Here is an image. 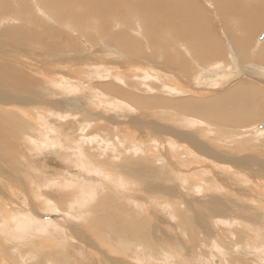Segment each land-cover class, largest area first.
Listing matches in <instances>:
<instances>
[{
    "label": "bare ground",
    "instance_id": "1",
    "mask_svg": "<svg viewBox=\"0 0 264 264\" xmlns=\"http://www.w3.org/2000/svg\"><path fill=\"white\" fill-rule=\"evenodd\" d=\"M6 1H9V2L3 1L2 3H0V10H2V11H0V13L4 12L6 14L7 10L11 7V8H13V11H14L12 15L14 17L19 18L20 19L19 21L25 25H27L25 22L30 21V23H31V21H32L34 23L41 24L44 28L49 29L51 31V29H52L51 26L48 25L44 21V19L41 18V14H42L45 18L49 19L50 21L56 22L57 26H62L63 28L65 27V25L68 22H70L71 27L70 26H67V27H70L74 30L75 33L72 31L74 33V37H76L75 35L78 34L77 32L82 30V33L87 35L86 37H88L89 39H92V36H90L91 32H90V29L88 26L92 27L93 23H96V25L99 28H102L101 23H102L103 19H99V21H98V18H100L99 14L102 13L103 9L96 4H99L100 1L104 2L103 0H80L81 2H79V3H71L72 1L73 2L76 1V0H71V2L67 3V5L66 4L64 5L65 8H64V6L61 5V6L57 7L56 9L47 5L45 3V0H33V1L31 0L33 3V6H28L29 0H19V1L13 0V3H10V0H6ZM46 1L50 5H53L54 3L58 2V0H46ZM130 1H133V0H130ZM197 1L198 0H136L135 2L133 1L134 5L132 7L137 9V11H136L137 19L135 18V20L137 23H139L138 27L135 26L136 28H138V31H139V32L136 31V33L138 32L141 37L143 36V38H145L147 40V44L144 48H140L139 45H141V41L138 38H136L135 40H139L140 41L139 44H136V46H135L132 43L131 37H132L133 32H135V31H132L131 36L126 34V33H122V31L120 29L117 30V34H113V33H106L105 34L107 37V41L114 42L116 45H121L122 47L125 48L124 51L130 52L134 55L136 54L139 56H141V55L147 56L150 59H153V62H154V60L159 61L161 64L168 67L167 68L168 74H170V75H164L162 73L154 71V69L153 70L150 69V66L146 65V61H144L145 62V64H144V62H142V61H136V59H135L136 62H132L131 61L132 59H130V61L132 63L125 65V63L122 62L123 58H120V59H122V61L119 59L120 63H118V64H120L119 66L123 67L122 73L127 75V76H130L129 78H132L133 74L135 73L133 78H134V83L136 85H138V86L141 85L140 81H149V83L153 87L156 84L155 88L158 89L157 94L160 97H158V99L155 98L156 100L152 99V101L148 102V104L151 107L160 108V111L159 112L157 111V112L161 114V117L164 118V122L166 121V123H161L160 119H159L160 121L158 122L157 119H153V118H152V120L145 121L144 118L146 119V117L149 116L150 113H152L149 110H146V114L144 112V116H142V117L137 116V115H135V117H134V116H131L132 114H130L131 117L127 116V115H125L127 113L123 109H129V110L132 109V107L130 105H128V103H126L122 100H118V99H116L110 95L101 93L98 90H93L92 92H90L88 94L87 93L83 94L82 92H80L79 94L76 93V94H78L79 97H82L83 100L85 101V103H86L85 111H87V113H89V114H87L88 116H86V114H85L86 112L84 111L85 112L84 116L80 117L82 122H83V126L85 128L88 127L91 124V122H94L96 120V118H98L100 120L103 119V120L108 121L111 125H115L116 126L115 128H118L117 125H128V123H132L133 125L137 126L136 132H137V137H138L137 139L138 140L136 138H133V140H129L127 142V147H130L132 145V147L129 150H125V152L131 153V155H132V156H128V158L127 157L126 158L120 157L119 160L112 161L113 158L104 159L102 157V155L97 151L95 153H93V155H91L90 150H88L87 154H86L83 151H81L80 149H77L71 155V158H70L71 162H63V161L56 159L57 157H59V156H57V152L59 151V149H61L62 147L63 148L65 147L63 143H65L69 140L68 136L70 135L71 130L73 128V125L75 124V122H73L72 120H74V118L77 117L76 113H78V111H80V110H84V109L78 108V105L74 101H71V99L69 97H67V95L68 96L71 95V90H72L71 85L72 84H70V86H68V88L64 87V89L66 88V90H64V91H61V90L58 91L57 89L54 88L55 91L57 90L58 97H59V98H56V97L55 98L57 100H61L63 98L64 101H62V100L57 101L54 104V106L52 104L53 107L51 106V103L49 104L50 105L49 106V105H46L47 103L46 104L44 103V105L41 104L42 102L39 104L42 106L26 107L25 104H28V105H29V103L35 104L36 102L34 103L33 101L39 100L35 95L34 96L37 98V99L35 98L36 100L32 99V98L30 99L28 96L23 95L24 93L22 94V92L24 90L26 91L30 87V84H32V82L36 79V75H34L35 69L31 71L32 72L31 75H30V73H28V75H25L24 72H26V71L20 70L23 67L25 68V66H26L25 64L23 65V67H17V66H8L7 64H5V62H7V60L3 64L0 63V77H3V79H4V80L0 79V138L5 137V138H7V140L14 138V140L17 141L19 139V135L22 134L21 129L23 128L26 132L25 134H22V137L26 140V142H25L26 146L25 147H27V149H25V150H27L28 153H30V152L32 153V151H35L34 154H29L33 158V161H31L32 159L30 160L31 165H28L27 164L28 162H25V160H22V161H24L23 162L24 164H22V167H21V165L18 164V166L12 165L13 167L11 168L10 163L12 162V164H13L15 161L14 162L11 161L12 155L10 156L9 153H7L5 151L6 147L0 145V236H4L6 238V239L4 238L5 240H7V241H5L6 243H4V244H7V242H9L8 243L9 245L12 244V251L14 250V252H15V255L13 256V257H15V259H14L15 261L13 260L14 262H10L9 261L10 258H8L7 254H5V248L3 246L4 244L2 245V243H0V264H78L77 261L75 260V259H78V257L79 258L80 257L81 258L82 257H89L92 261L89 259L91 262L88 264H129V263H124V262L120 261L118 259V257H114V256L108 254L107 251L100 245L101 243L99 244L97 242L98 240L96 241L95 239L96 238L100 239L102 244L106 245L108 249L117 250V252L119 254H120V248H129L130 246L136 245L137 242H136V240H132L131 234L142 232V230L140 228L145 229V226H146L147 221H148L147 219L149 217L148 215H150V213H149V206L147 205L148 200H145L144 197L138 196L137 194L130 192V189H132V188L134 190H137V189H135V186L131 183V179H129L127 177H130L132 179H135V178L140 179L141 177L138 176L139 175L138 172L145 174V175H147V173H148V176H153L155 174L156 175L158 174V173H156L155 170H152L151 172H146V171H142V170L140 171V169H139V171H136L133 168V166L139 165L141 159H150V161L153 162V164H155V166L158 169H160V177L164 173V167H165L166 172L169 173L171 176V178H169V179L179 181L180 184L186 188V189L185 188L184 189L187 192H188V190L194 191V188L192 185H184L183 183L186 182L188 176L191 179V177L193 175H189V173L191 171L196 172L197 169H200L199 168L200 166H202L203 169H204V166L211 167L210 169L217 168L216 170H213L212 172H211V170L208 171V173H210V172L213 173V174L210 173L211 174L210 176L216 174V177H219L222 180H223V178H225V179L236 178L237 180H240L241 182H245V183H251V182H249L247 177L249 179H251L252 181L260 180V181H255V183H257V184H254L255 186L252 189L246 188L245 185L241 186L237 191V192H239L238 198H231L228 195H226L225 197L223 196V198H221L222 196L219 198H216V197H214L216 195H213L212 197H214V198L212 199V202L211 203L207 202L208 204L210 203V205L208 207L202 208L201 212H199L198 215H201L203 217L205 215L210 216L208 214V212L206 211L207 209H210L211 212L214 211V212L218 213V206H220L218 201H220V200L223 201V203L227 204V205H232V204L241 205L242 200H245L246 205L250 204V207H251L250 209L255 208L252 211V213H254L255 215L259 214V218L264 217V173H263L264 172V163H261V161L258 162V160L254 159V157H252V156L233 155V154L230 155L229 153L232 151L231 149H234V146L232 147L228 143H226V144L224 143L225 145L223 148H225L226 151L225 150H223V151H225V152H223L222 150H215L213 148V146L211 148V146L209 144L211 141L208 143L204 142L205 143L204 144L203 142L198 140L199 137L194 134V133H197L196 125L202 124V123L198 122V120H196L194 118H191L190 116L177 114L171 110V109H173V110L178 111V112L183 111V112L198 116V117L206 120V123H204V124H206L205 125L206 131L209 132V134H214V132L218 133L219 137H216L217 139H214V137L211 138V139H213V141L214 140H215V142L217 141L216 143H218L220 140H222L220 138H222L223 135L230 137L236 131V128H238L237 131L238 130L240 131V129L243 131L246 130L245 126L250 124V122L261 121L264 124V95H263L264 93L262 92V89L259 88V85H257V84L255 85V83H253L252 81L243 80L241 83H239L237 81L239 85L238 84L236 85V83H235L236 86L234 87V84H232L230 87H228V89L223 91V93H221L220 95H217L215 97H209V98L205 97V94H208L207 90L213 89L211 87V85H208L207 87L203 86L204 85V82H203L204 76L207 73V71L211 72V74L213 73L214 74L213 77L215 76L219 80V83L221 80H222L221 82L223 83V81L225 82L226 80H229L230 78L234 77L233 73L231 71H229V70H232L234 68L233 65L231 66L232 67L231 69L226 68V69H229L228 71L226 69H223L219 66L214 65V67L212 66V68H210L208 70L202 69L200 72H197L192 77V79L189 78V76H191L196 71L197 68L201 67L202 64H206L207 62H211L215 58H219L220 60L224 58L223 57V51L220 50L218 41L215 38H212V36L210 34L212 32L209 31V28L212 26H211V24H206V13L204 12L202 7L197 6ZM20 2L23 3L26 7H28V10L30 12L29 15H22V13L17 9L18 7H16V6ZM112 2L114 3L113 5H115V6L120 5V8H121L120 11H122V12L124 11V13L127 15V12H125L126 10H124V6H126V7H130V6L126 5L124 2H114V1H112ZM212 2L216 5V7L219 11V14L221 16V19L223 18L225 20V23H228V22L232 23L233 20H236V21L240 20L241 21L244 18H246V20H244V21H247L248 20V15H247L248 11L247 10H249V9L254 10L253 8H256V6H257V5H253L251 3L246 2V0L245 1L244 0H242V1H240V0H212ZM104 3H106V2H104ZM162 3H164L165 5H163L161 8H157V10H160L158 14L151 10L152 7H158ZM75 5L81 6L82 10L84 9V11L88 14H86L84 11L82 13L75 12V10L73 8ZM88 5H91L92 7L89 8V7H87ZM33 9H37L39 12H41V14L39 13L40 17L33 12ZM79 9H78V11H79ZM114 9H116V8H114ZM260 9H258V10L260 11ZM229 12L231 13V15H236V14L240 13L242 19L238 18V17L237 18L230 17ZM110 13H112V12H110ZM5 14H1V17H3ZM252 14H253V12H252ZM95 15H98V18H93V21H92L91 17L95 16ZM116 15H118V14H115L114 16H116ZM254 16H256V15H254ZM260 16H262V17H259V15L256 17H259L260 20H262L261 18L264 17V14L261 13ZM1 19H0V22H1ZM249 19H251V18H249ZM256 19H258V18H256ZM256 19H255V21L257 22ZM74 20L76 22H79L80 25H78ZM17 21L18 20L16 19V22ZM131 21L133 24V20H131ZM12 23H13V26L6 25L7 24L6 22L3 23L5 26H3V24H2L1 28L3 27V29H1V31H0V36H2L1 38H4V39L6 38V40H8V41H12V44L14 46L18 47L17 50L13 51L15 53L16 57L28 56V53H26V52L28 51V48L32 46V43L34 44L36 42L37 43L43 42L42 39H44V38L39 37L38 35H36L33 32H30L29 29H31V28H29L28 32H26L23 29L21 30L16 25V23L14 24L13 21L11 22V25H12ZM167 23H168V28H167L166 32L164 33L161 31L162 29H164L162 24H167ZM201 23H205L207 25V28L202 27ZM250 23H251V21H250ZM253 23L250 25L252 26ZM262 23L263 22H261V24ZM106 24H107V21L105 22V25L103 28H105ZM143 24H144V26H143ZM25 25H23V26H25ZM250 25H249V23L245 24V22H244V27L247 28ZM256 25H257V23H256ZM7 26H9L10 29H7ZM30 27H31V24H30ZM77 27H79L80 30ZM253 27H255V25ZM133 28H134V26H133ZM240 28H241V26H240ZM249 28H250V30H254V29H251L252 27H249ZM68 29L69 28H67V30ZM109 29L110 28H108L107 30H109ZM235 29H237V28H235ZM41 30H43V28ZM210 30H212V29H210ZM230 30L228 31V33H226V34H229V37L227 38L228 39L227 42H229V38H230L231 42H232L231 45L233 44L234 45L233 47L235 48V49L234 48H231V49L235 50L237 52L238 57L240 56V58H241L239 63L240 62L243 63V59H244V61H248L249 58H248V54H247V51H248L247 49L249 48L248 46H250L249 44H251L250 47H252V43L249 41L250 38L248 39L247 37H244L240 33H239L240 35L238 34V36H243L244 39H243V37H241V38L237 37V35H235L234 33L235 32L237 33L238 29H237V31L236 30L233 31L234 33ZM250 30H249V32H250ZM129 32H130V30H129ZM244 32H245V29H244ZM43 33L44 32H42V34ZM45 33H46V30H45ZM54 34H55V32H54ZM165 34H168V35H165ZM245 34H246V32L244 33V35ZM45 35H47V34H45ZM134 35H136V34H134ZM140 36H138V37L141 38ZM263 37H264V34L260 35L259 38L262 39ZM133 38H135V36ZM77 40H78V38H77ZM101 41L102 40H100V43H101ZM201 42H203L204 44H207V45H204ZM224 42H226V41H224ZM263 42H264V40L259 44H263ZM47 43H49V42H47ZM55 43H56V41H55ZM51 44H53L52 41H51ZM42 45H44V44H42ZM47 45H49V44H47ZM61 45H64V44H61L59 42L58 44H53V46L52 45H50V46H52V49H54L55 51L67 49V48L62 47ZM107 45H109V44H107ZM111 45L112 44H110V46ZM132 46H134V48H132V50H130V48ZM180 46H182L183 48L180 49L179 48ZM34 47L37 48V46H34ZM39 47H41V45ZM39 47H38V49H39ZM107 47H109V46H107ZM227 47H229V46H227ZM256 47L258 49H256V54L254 53L255 54V57L253 58V59H255L254 62H256V63L262 62L264 64V45H260V46L257 45ZM96 48H97V46H96ZM148 48L150 50H149L148 54H145V52L147 51ZM176 49H180V50L177 52ZM228 50L229 49L227 48V51ZM259 50L261 51V53L258 52ZM48 51L49 50H47L46 53L51 52V51H49V52ZM30 52H31V50H30ZM35 53H37V52H35ZM248 53H249V51H248ZM81 54H82V52H81ZM118 54H120V53H118ZM251 54H253V53H251ZM233 55L234 54H232V56ZM37 56H39V55L37 54ZM69 56H70V54H69ZM251 56H249V57L252 58ZM79 57H78V59H82L81 56H79ZM102 57H103V55H102ZM107 57L108 56H106V58ZM189 57H191V59L193 61V63L191 65H189L190 62H192V61H189ZM236 57H234V58H236ZM51 58H53V57H51ZM62 58H64V57H62ZM87 58H89V57H87ZM231 58H230V60H232ZM71 59L68 58L69 61ZM115 59H117V58L115 57ZM158 59H160V60H158ZM32 60H33V58H32ZM119 60H116V61H119ZM237 60H239V58H237ZM35 61L37 62V60H35ZM41 61L42 60H40V62ZM98 61L100 62V60H98ZM124 61H125V59H124ZM80 62H81V60H80ZM41 63H43V62H41ZM63 63L64 62H62V64ZM73 63H75V62H72L71 65H73ZM103 63H106V62H103ZM225 63H227V62H225ZM239 63L237 62L238 65H239ZM57 64H59V63H57ZM81 64H82V62H81ZM83 64H85V63H83ZM98 64H102V63L100 62ZM228 64L229 63H227V65ZM18 65H19V63H18ZM60 65L61 64H59V66ZM154 65H153V67H154ZM158 65L159 64H157V66ZM227 65H225V66H227ZM258 65H260V64L258 63ZM252 66H250L251 69L254 68ZM67 67H68V65H67ZM71 67H73V66H71ZM122 67H120V68H122ZM156 67H154V68H156ZM248 67H247V69H248ZM63 68H65V67H63V65H62V69ZM73 68H76V67H73ZM83 68H85V67H81L80 69L78 67L76 69L77 70H83ZM107 68H108V66H107ZM111 69H113V68H111ZM241 69L244 70V67ZM257 69L261 70L262 68L257 67ZM67 70H69V69H67ZM90 70H92L91 75L97 78L99 76V74L105 72L106 67L101 66V65H97V64H91L85 68L86 72H89ZM235 70H237V69H235ZM106 71H108V70H106ZM163 71H166V70H163ZM27 72H28V70H27ZM233 72L236 73L237 71L236 72L233 71ZM72 73H75V71L74 72L72 71ZM242 73H244V72L242 71ZM261 73L257 72V77L263 79L264 77L261 75ZM79 74H80V71H79ZM117 74H116V76H117ZM236 74H234V75H236ZM254 74H256V72ZM237 75H240V74L238 73ZM43 76H45V73ZM119 76H120V73H119ZM113 77H115V76H113ZM236 78H238V77H236ZM252 78L257 79L254 76H252ZM55 80H56V85L54 84L55 82L53 79V80H50V82H52V83L54 82L53 84L55 86L51 85V84H50V86L56 87L58 82H59V84H60V82L63 84L64 83H71V81H69L68 79H65L60 74L55 75ZM74 80H76V79H74ZM91 80L92 79H89L88 81H91ZM37 81H39V80H37ZM42 81L44 82V79ZM128 82H129V80H128ZM117 83H119V82H117ZM209 83L210 82H208V84ZM215 84H217V82H215ZM41 85H43V83H41ZM97 85L102 87L100 89H103V90H109V89L114 88V87L108 88L107 85H101V84H97ZM151 85H149V86H151ZM128 86H130V84ZM78 87H80V86H78ZM41 88L39 90H41ZM77 89L79 90V88H77ZM120 89H123V90H120V95L122 97H125L128 101L132 102V100L129 99L130 98L129 95H131V92H128L129 89H126L123 87H120ZM47 90H49V88H47ZM153 90H154V88H153ZM153 90L151 89V92ZM50 91H51V89H50ZM85 91L86 90H84V92ZM213 91H215V89L212 90V92ZM62 92H64L65 94H63ZM103 92H105V91H103ZM146 92H149V91H146ZM73 93L74 92H72V94ZM107 93H109V92H107ZM55 94H57V93L55 92ZM34 96H31V97H34ZM55 98L53 96V98L50 97V100H46V101L53 102L56 100ZM40 99H42V98L40 97ZM73 99H75V97ZM42 101H44V97H43ZM66 103H68V104H66ZM98 106L100 107V110H99ZM91 108H92V110H90ZM120 108L125 112L124 118L126 120H121V119H120L121 121L119 120V118H123V114L120 113ZM80 112H83V111H80ZM133 113L136 114V111H134ZM158 113H155V114H158ZM153 114H151V115H153ZM138 115H140V114H138ZM68 116H71V117H68ZM89 116H94V117L96 116V117L94 118V117H89ZM67 117L72 119V120L69 119L70 122L67 124V127H64L63 124H61V123L60 124L58 123L59 126L56 124L57 127L56 126L54 127V125H55V123H53L54 121L52 123H50V120L52 118H54V120H57L58 122H62V121L67 120L66 119ZM136 118H138V119H136ZM153 120H156L157 122H154ZM57 121H56V123H57ZM210 121H214L215 127H213L214 124L211 123ZM218 121L224 122L225 125L217 124ZM119 122H120V124H119ZM253 125H254V123H253ZM249 126L251 127V125H249ZM249 126H247V127H249ZM254 127H256V126H254ZM262 127L264 128V125L263 126L258 125L257 128H260V130H261ZM121 128L123 129L126 127H123V126L119 127L120 131H122ZM251 128H253V126ZM62 131H64V132L62 133ZM239 131H238V134H239ZM251 131L249 132V134L251 133ZM207 132H204V134L201 133V136L202 135L206 136L208 134ZM236 132H235V134H236ZM126 134H129V132ZM60 135H61V137L65 138L67 141L65 139L62 140ZM85 135L84 134H82V136L76 135V137L82 139L87 144L94 143V141L96 140L95 138H99V139L102 138L100 136H93L92 137V136H87V135L85 136ZM228 135H230V136H228ZM252 136H253V134H252ZM39 139L44 140V143L37 141ZM203 139H204V136H203ZM100 140L102 141L103 138ZM127 140H128V138H127ZM246 142L248 143V140H246ZM155 143L158 145L165 146V149H163V148L162 149H152V146H154L153 144H155ZM222 143H223V141H222ZM206 144H208V146ZM221 145H219V146H221ZM69 146H71V145H69ZM118 146H119V143H118ZM122 146H123V144H122ZM219 146H217V147H219ZM67 148H66V151H67ZM242 151H244V150H242ZM238 153H239V151H238ZM46 154H49V155H46ZM123 154H124V152H123ZM174 154L181 157V158L173 159L171 155H174ZM59 155H63V154H59ZM64 156H66V155H64ZM120 156H122V155H120ZM21 158H23V157L21 156ZM123 158H124V160H123ZM15 159L16 158H14V160ZM41 159L45 160V162L42 164L46 165V166H42V167L40 165L37 166L38 163L43 162V160H41ZM72 159H73V161H72ZM126 159H130V162H132V163L128 164L125 161ZM167 160L169 161V163L167 162ZM22 161H20V162H22ZM203 164H206V165H203ZM181 167L184 170V174H183L181 181H180L178 176H181L182 174L178 173L179 175H177L176 174L177 172H174V170L177 168L180 169ZM22 168L24 169L23 171H22ZM219 169L221 170L220 172L218 171ZM202 172H201V169L198 170L196 172L195 177L203 176ZM204 172H206V170ZM204 172H203L204 175L208 174V173H204ZM137 173H138V175H137ZM240 173H243L244 175H242ZM125 176H127V177H125ZM196 179H198V178H196ZM213 179H214V177H213ZM215 180H216V178H215ZM262 181H263V183H262ZM181 182H183V183H181ZM195 182H196V180H195ZM192 183H194V182H192ZM218 183H220V181ZM232 184H234V182ZM46 186H47V188H49L50 191L45 189ZM196 187H199V186H196ZM60 188H63V191H61L62 189H60ZM67 189H70V190H67ZM166 189L168 191H170L171 187H167ZM213 189L215 190V188H213ZM44 190H46V191H44ZM198 190H199V188H198ZM205 190H208V189H205ZM251 190H253V191L256 190V192H255L256 194H254V192ZM148 191L149 190H147V192ZM195 191H196V189H195ZM209 191H212V188ZM247 191L248 192L251 191V192L248 194ZM73 192L77 193V194L75 195ZM201 192H203V191H201ZM57 194H59L60 196L63 194V195H66L67 197L69 195H72L74 202L78 203V204L79 203L85 204V203L81 202V199L83 201L87 202V204H92V202H96L97 199H100L102 197V195H104L105 198H101L100 207L102 208V210L104 212H106V216L104 214V216L101 218L98 217L94 220H91L89 222V225H86V227H84V225H83L84 223L82 221L84 220L86 222L87 218L91 215L90 214L91 211H85L88 208L85 206L86 208L83 209L82 206H84V205L81 206L82 209H80L79 207L75 208L74 207L75 205L73 203V204H70L68 208H66L65 210L60 212L55 207L56 202L54 203V201H57L55 198ZM66 196H63L64 199H66ZM247 196H249L248 199H247ZM121 198L124 202H126V205L120 206V201H121L120 199ZM188 202H190V201H188ZM68 203H70V202H68ZM153 204H156V206H158V207H160L162 205L158 201L153 202ZM146 205H147V207H146ZM164 207H165V210H166V208L168 209L167 211H171V212L173 211V212L179 214L177 212V210L175 209V206H169V208H168V206L167 207L164 206ZM191 207H192V205H190V208ZM244 207L245 206H243V208ZM219 210H220V213H224L225 211H227L226 207H224V206L223 207L221 206V208ZM82 211H85V212H82ZM129 212H134L135 214L130 215ZM191 215H186V216L190 217ZM213 215H214V213H213ZM228 215L229 214H225V216H228ZM171 216H172V214H171ZM232 216H233V214H232ZM242 216H244V215H242ZM76 217H78V218L81 217V218L76 220L75 219ZM245 217H248V216H245ZM208 218L210 219V217H208ZM172 219H175V218H172ZM199 219H200V217H199ZM188 220H190V219H188ZM191 220H192V218H191ZM204 221H207V220L204 219ZM226 221H228V220H226ZM256 221H253V222H256ZM193 223L194 222H191V224H193ZM198 223L200 224L202 222H198ZM205 223H207V222H205ZM210 224H212V223H210ZM206 225L208 226V224H205V226ZM259 225H260V229L256 228V230H263V233H262L263 236L259 235V233L256 230L254 231V234L252 233L254 235L253 238H255V236H257V238L259 239V241H258L256 238L257 242H255V244H256L255 246H250V247L247 246L246 247L244 244L240 245V243H239V244L234 246V249L240 250V251H245L244 255H246V256H253L254 258H250V259L253 260L254 263L263 262V264H264V257L261 255L262 253L264 254V222H262V221H261V223L259 222ZM210 226H212V225H209L208 227H210ZM117 227H121V229H119V230L120 231L122 230L123 234L120 233L117 235H111L114 233V231L116 230ZM199 227H202V226L200 225ZM208 227H206V228H208ZM212 227H214V226H212ZM203 228H204V226H203ZM194 229H197V228H194ZM243 229H245V228H243ZM209 230H210V228H209ZM195 231H194V233H195ZM217 231L218 230H216V233H217ZM228 232H229V230H228ZM163 233H165V231ZM188 233H189V231H188ZM211 233H213V234L210 235V233H209V235L207 236V238H209V245H207L208 246L207 248H209V257L207 256L208 258L203 256V254L200 251L197 253V255L196 254H190V256H189L187 253H184L181 250V248L179 247V245L181 246V244H179L178 246H177V244L176 245L173 244L174 246H177V250H176V247H174L171 242H168V240L166 242L161 240V241L157 242L159 250H160V254L157 252L148 253L147 250L144 249L146 252L145 253L146 263L145 264H208V263L211 264V263H215L214 258L216 260L217 256L213 257L210 253L212 251L213 252L214 251H216V252L220 251L221 253H226V251L224 252V250H222L223 251L222 252L220 250L221 246L216 243V240H218V236L216 235L215 232L211 231ZM147 234H148V232H147ZM153 234H155L157 236L159 235V233L158 234L153 233ZM120 236H122V237H120ZM152 237H153V235H152ZM176 237H177V235H176ZM176 237L175 238L173 237L171 239H176ZM1 238H3V237H1ZM148 240H149V238H148ZM58 242H60L61 245H59ZM189 242L191 243V241H189ZM152 243H153V240H152ZM248 243H250V241ZM252 243L254 244L253 241H251V244ZM144 247H145V245H144ZM158 247H157V249H158ZM25 248L29 249L30 252H26ZM184 248H185V246H184ZM229 248H233V246H229ZM254 248H258V249H254ZM23 249H24V251L22 252L21 250H23ZM12 251H10V252H12ZM231 252L229 254H231ZM235 253H238V252H235ZM226 254H228V253H226ZM39 255H42V258L38 257ZM157 255L160 257L159 261H157V259H158ZM232 255H234V254H232ZM257 255H259V257ZM69 256L72 259L75 258L74 259L75 261L72 260ZM226 256H228V255H226ZM225 259H226V257H225ZM10 260H12V259H10ZM229 260H230V258H229ZM220 261L223 264H227V261L224 259H223V261H222V259ZM141 262H143V261H141ZM218 263H219V261H218ZM241 263H243V262H241ZM137 264H141V263H137ZM238 264H240V263H238Z\"/></svg>",
    "mask_w": 264,
    "mask_h": 264
},
{
    "label": "rangeland",
    "instance_id": "2",
    "mask_svg": "<svg viewBox=\"0 0 264 264\" xmlns=\"http://www.w3.org/2000/svg\"><path fill=\"white\" fill-rule=\"evenodd\" d=\"M9 2V1H6V0H0V3L2 2ZM12 1V2H11ZM19 1V0H18ZM33 1V0H32ZM31 0H29L28 2V6H33V3H32ZM68 1V2H67ZM104 2H99V4H96L98 6H100L103 11L101 14H99V17L98 18V15H95V16H92L91 19L93 21V18H98V21L99 19H103L102 23H101V27L102 28H99L96 23H93L92 27L91 26H88L89 29H90V36H92V39H89L88 37H86L87 35L82 33V30L79 29V27H77L80 31L77 32L78 34L75 35L76 37H74V30L71 27V23L68 22L65 27L63 28L62 26H57V23L56 22H53V21H50L49 19L45 18L41 12H39L37 9H33V12L36 14V15H40L41 14V18L44 19V21L51 26V31L49 29H46L44 28L41 24H38V23H34L31 21H27L25 22L27 25L25 24H22L19 20V18L17 17H14L12 14H13V8H9L6 12V14L4 12H1L0 13V19H1V22H0V31L1 29H3V27L1 28L2 24L4 22H6L7 24L6 25H10V26H13V23L11 25V22L13 21L14 24L16 23V25L22 30H25L26 32H28V29L30 32H33L35 33L36 35H38L39 37H43L44 39L43 42H36V43H32V46L28 48V51L26 53H28V56H21V57H16L15 53L13 52L14 50H17L18 47L17 46H14L12 44V41H8L6 40V38H1L2 36H0V63H4L6 60L7 62H5V64H7L8 66H17V67H23V65L25 64V68L23 67L22 69L20 70H24L26 72L25 75H28V73H30V75L32 74V70L35 69L34 71V75H36V81L34 80L32 82V84H30V87L25 91L22 92L23 95H26L28 96L30 99H35L36 97L40 100H36V101H33L35 104L33 103H29L28 104H25L26 107H32V106H42V105H39L41 102V104L44 105V103L46 105H49L51 103V106L57 102V101H64V99L62 98L61 100H57L56 98H59L58 97V92L57 90H61V91H64L66 90V88H68V86L71 85V95H67V97H69L71 99V101H74L77 105H78V108L80 109H84V110H80V111H83V112H80L78 111V113H76L77 117L74 118V120H72L71 118H68V117H71V116H68L65 120V121H62V122H58L57 120H54V118H52L50 120V123H55L54 127L56 126V124L59 126V124H63L64 127H67V124L70 122V120H72L73 122H75V124L73 125V128L71 130V133L70 135L68 136L69 137V140L67 141L65 138L60 137L63 139H65L67 142L63 143L64 144V148L62 147L61 149H59V151L57 152V157L56 159L60 160V161H63V162H71V155L73 154V152L77 149H80L81 151H83L84 153L87 154V151L90 150L91 152V155H93V153H95L96 151L99 152L102 157L104 159H111L113 158L112 161H116V160H119L120 157H127L128 156H132L131 153H128V152H125V150H129L132 145L130 147H127V142L129 140H133V138H138L137 137V126L136 125H133L132 123H128V125H117L118 128H115L116 126L115 125H111L108 121L106 120H100L98 118H96V120L94 122H91V124L88 126V127H84L83 126V122L81 120L80 117H83L84 116V113L86 114V116H88L87 114V111H85V106H86V103L85 101L83 100L82 97H79L78 94L80 92H82L83 94H88L90 92H92L93 90H98L99 92L101 93H104V94H107V95H110L118 100H122L126 103H128V105H130L132 107V109H123L127 114H125V112L120 108V113L123 114V118H119V120H126L124 118V114L127 115V116H130V114H132L131 116H134L137 115V116H144V112L146 114V110H149L150 112V115L146 117V119L144 118L145 121H149V120H152L153 119H157L158 122L160 121L161 123H166V121L164 122V118L161 117V114L158 113L160 111V108H156V107H151L148 102L152 101V99L156 100L155 98L158 99V97H160L157 93H158V89L155 88L156 87V84L154 85V87L149 83V81H140L141 85H136L134 83V74L132 76V78H129L130 76H127L125 74H123L122 72V69L123 67L122 66H119L120 64V60L122 61V59L120 58H123V63H125V65L129 64V63H132V62H136V61H146V65L150 66V69H154V71L156 72H159V73H162L164 75H170L168 74V67L161 64L159 61H155L153 62V59H150L149 57L147 56H139V55H134L130 52H126L124 51L125 48L122 47L121 45H116L114 42H109L107 41V37H106V33H113V34H117V30H121L122 33H126L128 35L131 36V33L132 31H135L133 32L132 34V43L136 46V44H139L140 41H141V45L140 48H144L147 44V40L145 38H143V36L141 37L140 34L138 33V28H136L135 26H139V23L136 22L135 18L137 19L136 17V11L137 9L132 7L134 4H133V1L135 2L136 0H133V1H130V0H112L114 2H124L126 5L130 6V7H126L124 6V10H126L125 12H127V15L124 13V11H120L121 8H120V5L118 6H115L113 5L114 3L111 1V0H103ZM242 1V0H240ZM245 1V0H244ZM264 1V0H263ZM262 0H246V2L248 3H251L253 5H257L256 8H253L254 10H247L248 13V20L247 21H244L246 20V18H244L243 20H233L232 23L231 22H228V23H225V20L222 18L221 19V16L219 14V11L216 7V5L212 2V0H198L197 1V6H200L203 8L204 12L206 13V24H211L212 27L209 28V31L212 32L210 33L212 38H215L218 43H219V47H220V50L223 51V59H219V58H215L213 61L211 62H207L206 64H202L201 67L197 68L196 71L191 75L189 76L190 79H192V77L197 73V72H200L202 69H210L212 68V66L214 67V65L216 66H219L223 69H226V68H229L231 69L232 65L234 66V68L232 70H229V69H226L227 71H231L233 73V78H230L229 80H226L225 82L223 81V83L220 81L219 83V80L214 76L213 77V73L211 74V72H208L205 74L204 76V87L208 86V85H211V87L213 88L212 90L215 89V91L212 92V90H207L208 91V94H205V97H215L217 95H220L221 93H223V91H225L226 89H228V87H230L232 84H234V87L239 83H241L243 80H248V81H252L253 83H255V85H259V88L262 89V92L264 93V78H258L257 77V72L258 73H261V75L264 77V64L262 62H254L255 59H253L255 57V54H256V49H258L256 46H260V45H264V42L263 44H259L261 43L263 40H264V37L262 39H260V35L261 34H264V17L261 18L262 20H260L259 17H262L260 16L261 13L264 14V2ZM71 2V0H58V2L54 3L53 5H50L46 0H45V3L47 5H49L50 7H53V8H57L59 6H64L65 4L67 5V3ZM81 2L80 0H76L75 2H71V3H79ZM10 3H13V0H10ZM110 6H108V5ZM111 4V5H110ZM120 4V3H119ZM163 5H165L164 3L160 4L158 7H152L151 10L155 13H159L160 10H157V8H161ZM113 6V7H112ZM263 6V7H262ZM16 7H18L17 9L22 13V15H29V10H28V7H26L23 3H19ZM87 7L91 8L92 6L91 5H88ZM116 8V9H112V8ZM65 8V6H64ZM74 10L75 12H78V13H82L84 11V9L82 10V7L81 6H77L75 5L74 7ZM80 8V9H79ZM261 8V9H260ZM79 9V11H78ZM257 11H256V10ZM260 9V11L258 10ZM2 11V10H0ZM24 11V12H23ZM118 11V12H117ZM143 11V10H142ZM242 11V10H241ZM74 12V13H75ZM85 12V11H84ZM112 12V13H110ZM140 12V11H139ZM253 12V14H252ZM260 12V13H259ZM40 13V14H39ZM86 13V12H85ZM118 14L116 16H114L115 14ZM122 13V14H121ZM250 13V14H249ZM1 14H5L3 17H1ZM88 14V13H86ZM252 14V15H251ZM12 15V16H11ZM102 15V16H101ZM259 15V17H256V16ZM10 16V17H9ZM131 18H130V17ZM229 16L230 17H233V18H241V14L238 13L236 15H231V13L229 12ZM40 17V16H39ZM121 17V18H120ZM127 19H126V18ZM4 18V19H3ZM13 18V19H12ZM251 18V19H249ZM258 18V19H256ZM16 19L18 20L16 22ZM126 19V20H125ZM255 19L257 20V22L255 21ZM123 20V21H122ZM128 20V21H127ZM133 20V24H132V21ZM75 21V20H74ZM107 21V24L104 27L105 25V22ZM251 21V23H250ZM259 21V22H258ZM263 22L261 24V22ZM76 22V21H75ZM119 22V23H118ZM123 22V23H122ZM243 22V23H242ZM244 22L245 24H252L253 22V25L249 26V27H252L251 29H254V30H250L249 27H244ZM247 22V23H246ZM34 23V24H33ZM78 25H80L79 22H76ZM99 23V22H98ZM257 23V25H256ZM30 24H31V27H30ZM123 24V25H122ZM128 24V25H127ZM205 23H201V26L204 27V28H207V25ZM241 24V25H240ZM25 25V26H23ZM33 25V26H32ZM108 25V26H107ZM163 25V28L161 31L162 32H166L167 28H168V23L167 24H162ZM255 25V27H253ZM3 26H5L3 24ZM67 26H70V27H67ZM134 26V28H133ZM144 26V24H143ZM241 26V28H240ZM36 27V28H35ZM114 27V28H113ZM125 27V28H124ZM43 28V30H41ZM67 28H69L67 30ZM108 28H110L109 30H107ZM237 28V29H235ZM240 28V29H239ZM7 29H10L9 26H7ZM33 29V30H32ZM37 29V30H36ZM57 29V30H56ZM136 29V30H135ZM212 29V30H210ZM231 29V30H230ZM237 31V33L233 32L235 30ZM244 29H245V32L246 34L244 35ZM45 30H46V33H45ZM50 32H49V31ZM66 30V31H65ZM71 30V31H70ZM130 30V32H129ZM232 31L235 35H237V37H247L248 39L250 38V42L252 43V47L251 44H249L250 46H248L249 48L247 49L249 51H247V54H248V58L249 60L248 61H244L243 59V63H239V61L241 60L240 56L238 57L237 55V52L231 48H234L233 44L231 45V39L229 38V42L228 41V37H229V34H226L228 33V31ZM250 30V32H249ZM44 32L42 34V32ZM48 31V32H47ZM53 31V32H52ZM74 33H73V32ZM107 31V32H106ZM113 31V32H112ZM120 31V32H121ZM136 31H138L137 34ZM38 32V33H37ZM55 32V34H54ZM51 35H50V34ZM241 34L243 36H238V34ZM243 33V34H242ZM47 34V35H45ZM73 34V35H72ZM136 34V35H134ZM239 34V35H240ZM45 35V36H44ZM54 35V36H53ZM58 35V36H57ZM165 35H168V34H165ZM259 35V36H258ZM57 36V37H56ZM68 36V37H67ZM135 36V38H133ZM138 36H140L141 38H139ZM226 36V37H225ZM49 37V38H48ZM82 37V38H81ZM243 37V39H244ZM256 37V38H255ZM258 37V38H257ZM54 38V39H53ZM78 38V40H77ZM136 38H138L139 40H135ZM46 39V40H45ZM48 39V40H47ZM84 40V41H83ZM100 40L101 43H100ZM146 40V41H145ZM51 41L53 42V44H58L59 42L61 44H64V45H61L62 47L64 48H67L65 50H54L52 49V46L53 44H51ZM56 41V43H55ZM145 43H143V42ZM226 41V42H224ZM49 42V43H47ZM82 42V43H81ZM88 44H87V43ZM104 42V43H103ZM5 43V44H4ZM40 43V44H39ZM203 43V42H201ZM44 44V45H42ZM46 44V45H45ZM49 44V45H47ZM74 46H73V45ZM103 44V45H102ZM109 44V45H107ZM110 44H112L110 46ZM204 44V43H203ZM31 45V44H30ZM41 45V47H39ZM52 45V46H50ZM66 45V46H65ZM204 45H207V44H204ZM255 45V46H254ZM34 46H37L34 47ZM74 48H73V47ZM97 46V48H96ZM101 46V47H100ZM109 46V47H107ZM184 46V45H183ZM229 46V47H227ZM39 47V49H38ZM93 47V48H92ZM254 47V48H253ZM49 48V49H48ZM111 50H110V49ZM114 48V49H113ZM118 48V49H117ZM123 48V49H122ZM132 48H134V46H132L130 48V50H132ZM180 49H182L183 47L180 46L179 47ZM227 48L229 49L227 51ZM251 48V49H250ZM36 49V50H35ZM98 51H97V50ZM180 49H176V51L178 52ZM235 49V48H234ZM31 50V52H30ZM49 50L51 52L49 53H46V51ZM149 48L147 49V51L145 52V54H148L149 52ZM254 50V51H253ZM34 51V52H33ZM125 53H124V52ZM33 52V53H32ZM37 52V53H35ZM39 52V53H38ZM66 52V53H65ZM82 52V54H81ZM97 52V53H96ZM235 52V53H234ZM259 53H261V51L259 50L258 51ZM25 53V52H24ZM64 53V54H63ZM91 53V54H90ZM120 53V54H118ZM123 53V54H122ZM159 53V52H158ZM253 53V54H251ZM255 53V54H254ZM37 54L39 56H37ZM50 54V55H49ZM57 54V55H56ZM60 54V55H59ZM70 54V56H69ZM99 54V55H98ZM103 57H102V55ZM232 54H234L232 56ZM62 55V56H61ZM72 55V56H71ZM77 57H76V56ZM81 56L82 59H78L79 56ZM98 55V56H97ZM125 57H124V56ZM230 55V56H229ZM252 55V56H251ZM36 56V57H35ZM53 58H51V57ZM61 56V57H60ZM106 56H108L106 58ZM123 56V57H122ZM237 56V57H236ZM249 56H251L252 58H250ZM26 57V58H25ZM58 57V58H57ZM64 57V58H62ZM71 59L70 61L68 60V58ZM71 57V58H70ZM89 57V58H87ZM98 60H100V62L102 64H98L100 63ZM102 57V58H101ZM115 57L117 59H115ZM132 57V58H131ZM232 57V58H231ZM236 57V58H234ZM33 58V60H32ZM66 58V59H65ZM80 58V57H79ZM101 58V59H100ZM104 58V59H103ZM110 58V59H109ZM129 58V59H128ZM230 58L233 60H230ZM237 58H239V60H237ZM37 60V62L35 60ZM62 59V60H61ZM120 59V60H119ZM125 59V61H124ZM130 59H132L130 61ZM136 59V61H135ZM140 59V60H139ZM253 61H252V60ZM26 60V61H25ZM40 60H42L41 63ZM61 60V61H60ZM82 64H81V62ZM97 60V61H96ZM108 60V61H107ZM110 60V61H109ZM114 62H113V61ZM116 60H119V61H116ZM160 60V59H158ZM2 61V62H1ZM30 63H28V62ZM66 61V62H65ZM189 61H192L191 57H189ZM233 63H231V62ZM239 63V65L237 64V62ZM49 62V63H48ZM62 62H64L62 64ZM72 62H75L72 64ZM103 62H106V63H103ZM111 62V63H110ZM116 62V63H115ZM157 66V64H159L157 67L153 64V63ZM158 62V63H157ZM229 63L227 65V63ZM19 63V65H18ZM61 64L59 66V64ZM69 63V64H68ZM80 63V64H79ZM85 63V64H83ZM113 63V64H112ZM193 63L190 62L189 65H191ZM258 63L260 65H258ZM16 64V65H15ZM58 66H57V65ZM75 64V65H74ZM87 64V65H86ZM91 64H97V65H101V66H105L106 67V71L104 73H101L99 74V76L96 78L94 76L91 75V72L92 70H90L89 72H86L85 71V68L88 66V65H91ZM145 64V62H144ZM262 64V65H261ZM62 65L63 68L62 69ZM68 65V67H67ZM78 65V66H77ZM111 65V66H110ZM116 65V66H115ZM118 65V66H117ZM156 67L154 68L153 67ZM227 65V66H225ZM245 65V66H244ZM253 65V66H252ZM257 65V66H256ZM76 67L79 69L81 67H85L83 68V70H77L76 68H73V67ZM108 66V68H107ZM162 66V67H161ZM229 66V67H228ZM240 66V67H239ZM249 66V67H248ZM254 67L251 69V67ZM113 69H111V68ZM122 67V68H120ZM152 67V68H151ZM244 67V70L241 69ZM248 67V69H247ZM256 67V68H255ZM257 67H261L262 69L259 70L257 69ZM110 68V69H109ZM117 68V69H116ZM160 68V69H159ZM165 68V69H164ZM41 69V70H40ZM69 69V70H67ZM73 69V70H72ZM237 69V70H235ZM240 69V70H239ZM18 70V69H17ZM28 70V72H27ZM37 70V71H36ZM39 70V71H38ZM48 70V71H47ZM58 70V71H57ZM63 70V71H62ZM163 70H166V71H163ZM72 71L75 73H72ZM79 71H80V74H79ZM118 71V72H117ZM233 71H237L236 73L240 74V75H237L236 73H234ZM242 71L244 73H242ZM248 71V72H247ZM43 72V73H42ZM52 72V73H51ZM62 72V73H61ZM65 72V73H64ZM256 72V74H254ZM27 73V74H26ZM45 73V76H43ZM51 73V74H50ZM118 73V74H117ZM119 73H120V76H119ZM43 74V75H42ZM56 74H60L62 75V77H64L65 79H68L69 81H71V83H61L57 84V88L56 87H52L50 86L51 85H56V80H55V75ZM67 74V75H66ZM83 74V75H82ZM117 74V76H116ZM236 74V75H234ZM250 74V75H249ZM54 75V76H53ZM81 75V76H80ZM174 75V74H173ZM250 77H249V76ZM70 76V77H69ZM115 76V77H113ZM124 76V77H123ZM242 76V77H241ZM252 76L256 77L257 79H253ZM123 77V78H122ZM238 77V78H236ZM82 80H81V79ZM95 78V79H94ZM125 78V79H124ZM242 80H241V79ZM0 79H3V77H0ZM44 79V82L42 81ZM54 79V84L52 82H50V80H53ZM76 79V80H74ZM89 79H92L91 81H88ZM116 79V80H115ZM120 79V80H119ZM236 79V80H235ZM240 79V80H239ZM260 79V80H259ZM4 80V79H3ZM39 80V81H37ZM47 80V81H46ZM125 82H124V81ZM127 80V81H126ZM129 80V82H128ZM210 80V81H209ZM259 80V81H258ZM262 80V81H261ZM119 83H117V82ZM210 82L208 84V82ZM238 81V82H237ZM133 82V83H132ZM215 82H217V84H215ZM41 83H43V85H41ZM130 86H128L129 84ZM222 83V84H221ZM231 83V84H230ZM236 83V85H235ZM66 84V85H65ZM68 84V85H67ZM80 84V85H79ZM87 84V85H86ZM97 84H101V85H107L108 88L109 87H114L112 89H109V90H103V89H100L102 87L98 86ZM128 84V85H127ZM135 84V85H134ZM54 85V86H55ZM77 85V86H76ZM127 85V86H126ZM151 85V86H149ZM239 85V84H238ZM59 86V87H58ZM63 86V87H62ZM80 86V87H78ZM125 86V87H124ZM143 86V87H142ZM42 87V88H41ZM51 87V88H50ZM64 87H66L64 89ZM74 87V88H73ZM120 87H123V88H126V89H129L128 92H131V95L129 99L132 100V102L128 101L125 97H122L120 95V90H123V89H120ZM131 87V88H130ZM146 89H145V88ZM150 87V88H149ZM41 88V90H39ZM47 88H49V90H47ZM53 88V89H52ZM57 89L55 91V89ZM79 88V90L77 89ZM93 88V89H92ZM138 88V89H137ZM154 88V90H153ZM51 89V91H50ZM86 90L84 92V90ZM136 89V90H135ZM151 89L153 90L151 92ZM36 90V91H35ZM43 90V91H42ZM45 90V91H44ZM54 90V91H53ZM81 90V91H80ZM105 91V92H103ZM146 91H149V92H146ZM37 92V93H36ZM55 92L57 94H55ZM72 92H74L72 94ZM109 92V93H107ZM26 93V94H25ZM63 94H65L64 92H62ZM78 93V94H76ZM28 94V95H27ZM38 94V95H37ZM36 97H35V96ZM264 95V94H263ZM31 96H34V97H31ZM56 99L55 101L53 102H49V101H46V100H50V97ZM60 96V95H59ZM77 96V97H76ZM149 96V97H148ZM40 97L42 99H40ZM43 97H44V101L43 100ZM48 97V98H47ZM75 97V99H73ZM38 101V102H37ZM46 101V102H45ZM68 104V103H66ZM28 105V106H27ZM50 106V105H49ZM52 106V107H53ZM99 107V106H98ZM92 110V108L90 109ZM99 110H100V107H99ZM154 110V111H153ZM173 112L177 113V114H181V115H187V116H190L191 118H194L196 120H198V122L202 123V124H198L196 125V130H197V133H194L196 136H198V140H200L201 142H210V146L212 148L215 149V150H225L224 145L226 143H228L230 146H234V149H231L232 151L229 153L230 155L233 154V155H247V156H252L254 157V159L261 161V163H264V128L262 127V129L260 130V128H257L258 125H264L263 122L261 121H255V122H250V124L246 125L245 126V129L246 130H241L239 131V134H238V131L236 128V134L235 132L230 136V137H227L226 135H223L222 140H220L218 143L215 142V140L213 141V139H211L212 137H214V139H217L216 137H219L218 136V133L214 132V134H209V132L206 131V128H205V125L204 123H206V120L198 117V116H195V115H192V114H189V113H186V112H183V111H175L173 109H171ZM85 111V112H84ZM136 111V114H134L133 112ZM156 111V112H155ZM158 111V112H157ZM68 112V111H67ZM72 112V111H71ZM140 112V113H139ZM158 113V114H155V113ZM129 113V114H128ZM154 113V114H153ZM31 114V113H30ZM105 114V113H104ZM140 114V115H138ZM153 114V115H151ZM79 115V116H78ZM130 116V117H131ZM151 116V117H150ZM159 116V117H158ZM89 117H94V116H89ZM96 117V116H95ZM94 117V118H95ZM150 117V118H149ZM70 119V120H69ZM138 119V118H136ZM160 119V120H159ZM118 120V121H119ZM120 120V121H121ZM57 121V123H56ZM154 122H157L156 120H153ZM209 121V120H208ZM66 122V123H65ZM86 122V121H85ZM99 122V123H98ZM123 122V121H122ZM211 123H213V127H215V123L214 121H210ZM59 123V124H58ZM254 123V125H253ZM120 124V122H119ZM217 124L219 125H225L224 122H220L218 121ZM202 125V126H201ZM249 125H251V127L253 126V128H251ZM100 126V127H99ZM126 127V128H121L122 131H120L119 127ZM249 126V127H247ZM256 126V127H254ZM57 127V126H56ZM100 130H99V129ZM256 128V129H255ZM82 129V130H81ZM118 131H117V130ZM115 130V131H114ZM252 130V131H251ZM22 131V134H25V130L22 128L21 129ZM251 131V133L249 134V132ZM64 131H62L63 133ZM118 132V133H117ZM129 134H126L128 133ZM204 132H207L208 136L206 135H202L201 136V133L204 134ZM253 132V133H252ZM263 132V133H262ZM199 133V134H198ZM257 133V134H256ZM22 134L19 135V139L17 141L13 139H9L7 140V138L3 137V138H0V145L1 146H4L6 147V152L9 153V155L11 156V161H15L13 164L12 162L10 163V167L12 168L13 166H18L21 165L22 167V164H24L22 160H25V162H28L27 164L28 165H31V161H33V158L31 157V155L29 154H34L35 151H32V153H28L27 150V147L26 146V140L22 137ZM82 134H86L87 136H100L103 138V140L101 141L100 139L102 138H95L96 140L94 141V143L92 144H87L85 143L82 139L76 137V135H80L82 136ZM216 134V135H215ZM253 134V136H252ZM85 135V136H86ZM122 135V136H121ZM210 135V136H209ZM215 135V136H214ZM240 135V136H239ZM203 136H204V139H203ZM59 137V138H60ZM123 137V138H122ZM254 137V138H253ZM257 137V138H256ZM82 138V137H81ZM128 138V140H127ZM206 138V139H205ZM228 138V139H227ZM209 139V140H208ZM227 141H226V140ZM138 140V139H137ZM225 140V141H224ZM246 140H248V143L246 142ZM41 143H44V140H37ZM213 141V142H212ZM223 141V143H222ZM74 142V143H73ZM118 143H119V146H118ZM225 143V144H224ZM247 143V144H246ZM251 143V144H250ZM68 144V145H67ZM76 144V145H75ZM123 144V146H122ZM205 144V143H204ZM223 146H222V145ZM232 144V145H231ZM71 145V146H69ZM125 145V146H124ZM154 146H152V149H165V146H162V145H158V144H153ZM208 146V144H206ZM221 145V146H219ZM239 145V146H238ZM245 145V146H244ZM248 145V146H247ZM69 148H67V147ZM113 146V147H112ZM158 146V147H157ZM209 146V147H210ZM219 146V147H217ZM116 147V148H115ZM122 147V148H121ZM238 147V148H237ZM66 148H67V151H66ZM124 148V149H123ZM228 149V148H227ZM102 150V151H101ZM244 150V151H242ZM61 151V152H60ZM65 151V152H64ZM223 151V152H225ZM239 151V153H238ZM124 152V154H123ZM127 153V154H126ZM237 153V154H236ZM59 154H63V155H59ZM46 155H49V154H46ZM66 155V156H64ZM68 155V156H67ZM122 155V156H120ZM21 156L24 158H21ZM64 156V157H63ZM173 159L175 158H181L177 155H171ZM14 158H16L14 160ZM28 158V159H27ZM68 158V159H67ZM146 158V157H145ZM32 159V160H31ZM31 160V161H30ZM43 160V162L41 163H38L37 166H46V165H43L42 163L45 162L44 159H41ZM124 160V158H123ZM22 161V162H20ZM73 161V159H72ZM128 164H131L132 162H130V159H126L125 160ZM150 159H141L140 161V164L139 165H135L133 166V168L136 170V171H146V172H151L152 170H155L156 173H158L157 175H153V176H148V173L147 175L145 174H142L140 172L139 175L137 173V175L139 177H141L140 179L139 178H135V179H132L130 177H127L129 179H131V183L135 186V189L137 190H134L133 188L130 189V192L134 193V194H137L138 196H141V197H144L145 200H148V206H149V213L150 215H148V221H147V224L145 226V229L144 228H140L142 230V232L140 233H132L131 234V238L132 240H136V245L135 246H130L129 248H120V254L117 252V250H111V249H108L106 245H103L101 240L98 239V238H94L106 251L108 254L114 256V257H118V259L124 263H129V264H137V263H141V264H145L146 263V260H145V250H147L148 253H159L160 254V250H159V247H158V243L159 241L163 240V241H167L168 242H171L172 245H176L177 246L179 244H181V246L179 245V247L181 248V250L184 252V253H187L189 256L190 254H196L200 251L203 256H205L206 258L209 257V248H207L209 245V238H207V236L209 235H212L213 233L212 232H215L216 233V230L217 233L216 235L218 236V240H216V243L219 244L221 246V251L224 250V252L226 251V253H221L220 251L216 252V251H212L210 254L213 256V257H216V260L214 258V261L215 263H211V264H223L221 263V259L223 261L226 260L227 261V264H263V262H257V263H254L253 260H251L250 258H254L253 256H246L244 255V252L245 251H240V250H235L234 249V246L239 244L242 245L244 244L246 247H250V246H255V242H257V240L259 241V239L257 238V236L254 237V231L257 229H260V225H259V222L261 223L264 222V217H261L259 218V214H254L252 213V211L255 209V208H252L250 209V204L246 205V202L245 200H242V204L239 205V204H232V205H227V204H224L223 201H218L220 206H218V213L212 211L210 209H207L206 211L208 212V214L210 216H207L205 215L204 217L201 216V215H198L199 212H201V209L202 208H205V207H208L210 205V203L212 202V199L214 197L216 198H223V196L225 197L226 195L230 196L231 198H238L239 197V192L238 189L245 185L246 188H250L252 189L255 185L254 184H257L255 183V181H260V180H255V181H252L251 179H249L247 177V179L249 180V182L251 183H245V182H241L240 180H237L236 178H223V180L219 177H216V174L210 176L211 173L213 170H216L217 168H213V169H210L211 167H208V166H204V169L202 166H200L199 168L201 169V172L204 170H206V172L204 173H208V171L211 170V174L208 173V174H203L202 172V175L204 176H196V172L200 169H197V171H191L189 173V175H193L190 179V177L188 176L186 182H181L183 183L184 185H192L193 188H194V191H185V187L182 186L180 184L179 181L177 180H172V179H169L171 178L170 174L166 172V168L164 167V173L162 174V176L160 177V169H158L155 164H153V162H149ZM17 162V163H16ZM167 162L169 163V161L167 160ZM13 165V166H12ZM141 165V166H140ZM203 165H206V164H203ZM141 167V168H140ZM147 167V168H146ZM15 168V167H14ZM24 169L22 168V171ZM219 172L221 171L220 169L218 170ZM174 172H177L176 174L179 175V174H182L181 176H178L179 177V180L181 181V178L184 174V170L182 169V167L179 169H175ZM182 172V173H181ZM217 172V171H216ZM179 173V174H178ZM264 173V172H263ZM75 174V173H74ZM242 175H244L243 173H240ZM143 176V177H142ZM214 177V179H213ZM148 178V179H147ZM196 182H195V180ZM198 178V179H196ZM216 178V180H215ZM221 179V180H220ZM215 180V181H214ZM220 183H218L219 181ZM194 182V183H192ZM198 182V183H197ZM234 182V184H232ZM208 183V184H207ZM223 183V184H222ZM238 183V184H237ZM245 183V184H244ZM263 183V181H262ZM199 184V185H198ZM214 184V185H213ZM240 184V185H239ZM199 186V187H196V186ZM204 185V186H203ZM206 185V186H205ZM224 185V186H223ZM195 186V187H194ZM208 186V187H207ZM251 186V187H250ZM167 187H171L170 191H168L166 188ZM182 187V188H181ZM201 187V188H200ZM205 187V188H204ZM207 187V188H206ZM185 188V189H184ZM199 188V190H198ZM212 188V191H209L211 190ZM215 188V190L213 189ZM228 188V189H227ZM47 190H49V188H46ZM62 189L61 191H63V188H60ZM196 189V191H195ZM205 189H208V190H205ZM66 190V189H65ZM67 190H70V189H67ZM141 190V191H140ZM147 190H149L147 192ZM224 192H223V191ZM46 191V190H44ZM50 191V190H49ZM185 191V192H184ZM203 191V192H201ZM220 191V192H219ZM235 191V192H234ZM253 191V190H251ZM250 191V192H251ZM209 192V193H208ZM248 192V191H247ZM248 192V194L250 193ZM254 194H256V190L253 191ZM74 193V192H73ZM141 193V194H140ZM190 193V194H189ZM216 193V194H215ZM227 193V194H226ZM60 194V193H59ZM57 194L56 195V200L57 201H54L55 203V207L57 208V210H59L60 212H62L63 210H65L66 208L69 207L70 204H73L74 203V207L76 208H80L82 209H85L86 207L88 208L87 210L85 211H91L90 212V216L87 218L86 222L83 220L82 223L84 225V227H86V225H89V222L91 220H94L98 217H103L104 214L106 216V212H104L102 210V208L100 207V202H101V198H105L104 195H102V197L100 199H97L96 202H92V204H87V202L83 201L81 199V202L85 203V204H78V203H75L73 198H72V195H69L68 197L66 195H59ZM75 195L77 193H74ZM143 194V195H142ZM196 194V195H195ZM213 195H216L214 197H212ZM63 196H66V199H64ZM148 196V197H147ZM191 196V197H190ZM207 196V197H206ZM249 196H247V199H248ZM148 198V199H147ZM151 198V199H150ZM174 199V200H173ZM177 199V200H176ZM244 199V198H243ZM59 200V201H58ZM65 200V201H64ZM72 200V201H71ZM120 206H123V205H126V202H124L122 200V198L120 199ZM153 200V201H152ZM190 202H188V201ZM207 200V201H206ZM160 202V204H162L160 207L156 206V204H153V202ZM181 201V202H180ZM206 201V202H205ZM247 201V200H246ZM70 202V203H68ZM98 202V203H97ZM176 202V203H175ZM207 202H210L209 204ZM183 203V204H182ZM57 204V205H56ZM87 204V205H86ZM218 204V205H219ZM84 205V206H82ZM146 205V207H147ZM151 205V206H150ZM175 206V209L177 210V213L175 212H171V211H167L168 209L166 208L165 210V207L164 206ZM190 205H192V209L190 208ZM245 206L243 208V206ZM82 206V207H81ZM86 206V207H85ZM221 206L223 207H226L227 211H225L224 213H220V208ZM183 208V209H182ZM95 210V211H94ZM154 210V211H153ZM164 210V211H163ZM85 211H82V212H85ZM194 211V212H193ZM251 211V212H250ZM102 212V213H101ZM195 213V214H194ZM197 213V214H196ZM212 213V214H211ZM214 213V215H213ZM242 213V214H241ZM248 215H247V214ZM42 214V213H41ZM130 215H134L135 213L134 212H129ZM170 214V215H169ZM172 214V216H171ZM192 214V215H191ZM223 214V215H222ZM225 214H229L228 216H225ZM233 214V216H232ZM99 215V216H98ZM154 215V216H153ZM186 215H191L190 217L189 216H186ZM244 215V216H242ZM235 216V217H234ZM245 216H248V217H245ZM182 217V218H181ZM188 217V218H187ZM200 217V219H199ZM210 217V219L208 218ZM252 217V218H251ZM81 218V217H80ZM78 217H76L75 219L78 220L80 219ZM172 218H175V219H172ZM184 218V219H183ZM192 218V220H191ZM207 220V221H204V219ZM208 218V219H207ZM234 218V219H233ZM245 218V219H244ZM183 219V220H182ZM190 219V220H188ZM255 219V220H254ZM263 219V220H262ZM150 220V221H149ZM154 220V221H153ZM228 220V221H226ZM249 220V221H248ZM257 220V221H256ZM169 221V222H168ZM209 221V222H208ZM253 221H256V222H253ZM154 222V223H153ZM180 222V223H179ZM191 222H194L193 224H191ZM198 222H202V223H198ZM207 222V223H205ZM214 222V223H213ZM251 222V223H250ZM172 223V224H171ZM212 223V224H210ZM233 223V224H232ZM235 223V224H234ZM237 223V224H236ZM256 223V224H255ZM170 224V225H169ZM175 224V225H174ZM199 224V225H198ZM203 224V225H202ZM205 224H208L209 225H212L210 227H208L207 225L205 226ZM226 224V225H225ZM153 225V226H152ZM156 227H155V226ZM174 225V226H173ZM188 225V226H187ZM202 226V227H199V226ZM229 225V226H228ZM152 226V227H151ZM172 226V227H171ZM204 226V228H203ZM217 228H216V227ZM158 227V228H157ZM171 227V228H170ZM208 227V228H206ZM253 227V228H252ZM175 228V229H174ZM194 228H197V229H194ZM202 228V229H201ZM210 228V230H209ZM215 228V229H214ZM226 228V229H225ZM231 228V229H230ZM245 228V229H243ZM121 229V227H117L116 230L114 231L113 234L111 235H117V234H120L122 233L123 231L119 230ZM152 229V230H151ZM173 229V230H172ZM185 229V230H184ZM213 229V230H212ZM240 229V230H239ZM253 229V230H252ZM146 230V231H145ZM165 233H163L164 231ZM196 230V231H195ZM200 232H199V231ZM203 230V231H202ZM215 230V231H214ZM223 230V231H222ZM229 230V232H228ZM231 230V231H230ZM154 231V232H153ZM189 231V233H188ZM195 231V233H194ZM198 231V232H197ZM259 235H262L263 236V230H256ZM148 232V234H147ZM184 232V233H183ZM205 232V233H204ZM251 232V233H250ZM147 235H146V234ZM151 235H150V234ZM153 233H156L159 235H155ZM183 233V234H182ZM198 233V234H197ZM207 233V234H206ZM219 233V234H218ZM236 233V234H235ZM253 233V234H252ZM123 234V233H122ZM201 234V235H200ZM231 234V235H230ZM246 234V235H245ZM150 235V236H149ZM153 235V237H152ZM177 235V237H176ZM180 235V236H179ZM189 235V236H188ZM146 238H145V237ZM155 236V237H154ZM165 238H164V237ZM179 236V237H178ZM224 236V237H223ZM244 236V237H243ZM3 237V238H1ZM122 237V236H120ZM149 240H148V238ZM151 237V238H150ZM175 238L176 239H171V238ZM0 243H2V245L4 243H6L5 240L6 238L4 236H0ZM5 238V239H4ZM221 240H220V239ZM257 238V240H256ZM4 241H3V240ZM60 239V238H59ZM58 239V240H59ZM159 239V240H158ZM182 239V240H181ZM195 239V240H194ZM152 240H153V243H152ZM157 240V241H156ZM176 240V241H175ZM181 240V241H180ZM246 240V241H245ZM256 240V241H255ZM3 241V242H2ZM100 241V242H99ZM191 241V243L189 242ZM200 241V242H199ZM250 241V243H248ZM251 241L254 242V244L252 245L251 244ZM181 242V243H180ZM199 242V243H198ZM9 242H7V244H4V248H5V254H7L8 258L12 259L9 261L10 262H14L15 260V257H13L15 255V252L14 250L12 251V244L9 245L8 244ZM59 245H61L60 242H58ZM188 243V244H187ZM229 243V244H228ZM247 243V244H246ZM138 244V245H137ZM185 248H184V246ZM202 244V245H201ZM7 245V246H6ZM145 245V247H144ZM148 245V246H147ZM173 245V246H174ZM196 245V246H195ZM200 245V246H199ZM141 246V247H140ZM153 246V247H152ZM177 246H174L176 247V250H177ZM229 246H233V248H229ZM158 247V249H157ZM194 247V248H193ZM197 247V248H196ZM11 249V250H10ZM145 249V250H144ZM186 249V250H185ZM190 249V250H189ZM254 249H258V248H254ZM28 250V251H27ZM151 250V251H150ZM231 254H229L230 252ZM12 251V252H10ZM22 252L24 251L21 250ZM25 251L26 252H30L29 249L25 248ZM115 253H114V252ZM144 252V253H143ZM190 252V253H189ZM223 252V251H222ZM235 252H238V253H235ZM243 252V253H242ZM113 253V254H112ZM242 253V254H241ZM11 254V255H10ZM214 254V255H213ZM217 254V255H216ZM234 254V255H232ZM228 255V256H226ZM246 257H244V256ZM263 257H264V254L262 253L261 254ZM208 256V257H207ZM236 256V257H235ZM259 257V255H257ZM38 257H41L42 258V255H39ZM70 257V256H69ZM158 259L157 261L160 260V257L157 255ZM220 257V258H219ZM226 257V259H225ZM236 259H235V258ZM248 257V258H247ZM71 258V257H70ZM85 258V259H84ZM219 258V259H218ZM230 258V260H229ZM37 259V258H36ZM72 259V258H71ZM75 258H73L72 260H74ZM88 259V260H87ZM90 258L89 257H78V259H75L77 261L78 264H88L90 263L91 261L89 260ZM14 260V261H13ZM74 260V261H75ZM80 260V261H79ZM143 262H141V261ZM152 260V259H151ZM86 261V262H85ZM137 261V262H136ZM153 261V260H152ZM219 261V263H218ZM234 261V262H233ZM240 261V262H239ZM249 261V262H248ZM83 262V263H82ZM133 262V263H132ZM243 262V263H241ZM151 263V262H150ZM209 264V263H208Z\"/></svg>",
    "mask_w": 264,
    "mask_h": 264
},
{
    "label": "water",
    "instance_id": "3",
    "mask_svg": "<svg viewBox=\"0 0 264 264\" xmlns=\"http://www.w3.org/2000/svg\"><path fill=\"white\" fill-rule=\"evenodd\" d=\"M262 35V34H261Z\"/></svg>",
    "mask_w": 264,
    "mask_h": 264
}]
</instances>
